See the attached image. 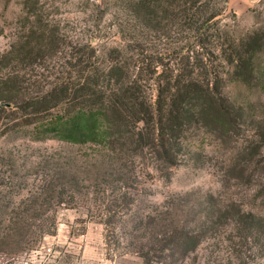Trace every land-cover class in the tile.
Masks as SVG:
<instances>
[{
  "label": "rangeland",
  "instance_id": "obj_1",
  "mask_svg": "<svg viewBox=\"0 0 264 264\" xmlns=\"http://www.w3.org/2000/svg\"><path fill=\"white\" fill-rule=\"evenodd\" d=\"M255 31L264 0H0V102L14 101L0 112V264H264V45L250 83L216 59L236 123L185 126L175 166L154 128L75 139L47 129L57 109L33 113L78 81L71 55L87 45L100 73L120 65L155 104L190 77L186 57Z\"/></svg>",
  "mask_w": 264,
  "mask_h": 264
},
{
  "label": "trees",
  "instance_id": "obj_2",
  "mask_svg": "<svg viewBox=\"0 0 264 264\" xmlns=\"http://www.w3.org/2000/svg\"><path fill=\"white\" fill-rule=\"evenodd\" d=\"M263 41V32L255 31L238 43L225 40L221 48L209 54L212 58L197 60L196 56L189 55L184 69L190 77L175 79L173 85L166 82L168 94L163 96L159 92L155 104L149 103L142 95L144 90L139 79L117 80L116 71L120 65H109L100 73L92 64L95 49L90 44L71 55L72 65L79 74L78 81L60 83L46 95L36 98L33 113H50L57 109L59 116L52 122L47 121L53 124L47 129L56 128L59 133L67 132L75 139H79V136L74 137L77 134H93L109 124L112 127L117 124L140 142L145 139L141 127L154 128L150 139L160 159L175 166L178 156L173 149L178 145L185 126L191 123L212 125L225 135L232 132L236 123L233 118L236 104L222 92L223 74L215 65L216 59L225 61L232 68L224 75L250 83L256 77L255 58L262 50ZM1 101L0 112L12 110L14 101L11 98ZM30 123L31 120L27 119V124ZM63 128H66L65 132ZM259 136L264 137V130Z\"/></svg>",
  "mask_w": 264,
  "mask_h": 264
}]
</instances>
